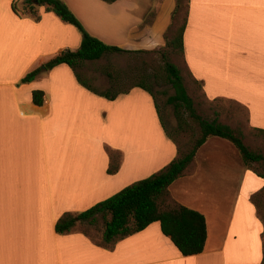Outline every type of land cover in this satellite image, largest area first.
<instances>
[{"label":"crops","instance_id":"0c3cea01","mask_svg":"<svg viewBox=\"0 0 264 264\" xmlns=\"http://www.w3.org/2000/svg\"><path fill=\"white\" fill-rule=\"evenodd\" d=\"M62 1L92 36L132 52L166 44L176 7L175 0ZM26 2L0 0V264H263L264 171L217 136L170 185L174 199L206 219L202 253L184 256L159 222L113 249L56 232L64 213L86 211L160 171L178 149L143 89L109 100L68 65L42 69L77 50L82 34L44 6L38 21L18 14L14 5ZM183 59L207 100L237 103L249 127L264 130V0H188ZM38 68L34 81L22 82ZM36 90L45 93L41 106ZM110 151L121 156L115 174Z\"/></svg>","mask_w":264,"mask_h":264},{"label":"trees","instance_id":"16d2710c","mask_svg":"<svg viewBox=\"0 0 264 264\" xmlns=\"http://www.w3.org/2000/svg\"><path fill=\"white\" fill-rule=\"evenodd\" d=\"M114 3L119 0H105ZM172 19L187 8L188 0H175ZM44 6L46 12H53L62 21L78 28L82 34V42L77 50L66 49L47 62L44 66L51 70L59 65H68L76 72L79 82L91 92L109 100H115L134 88H141L154 99L152 91L142 83H137L129 89H111L98 92L86 83H83L77 72L80 65L88 61L102 59L113 53H139L144 51H129L118 46L108 45L99 38L86 31L81 21L62 0H27L20 9L14 5V10L20 15H28L41 19L38 7ZM172 25L166 34L170 33ZM186 28V15L184 23L176 30L171 39H167V47L173 52L184 55V33ZM163 71L165 80L174 89V94L168 97L167 103L173 106L174 114L178 120L177 136L190 134L195 138L190 143H184L176 136L169 137L178 149L177 157L160 171L139 180L112 197L99 202L90 209L80 213H64L56 223V232L68 235L79 232L89 237L96 245L113 249L121 240L138 233L154 222H159L164 235L169 237L184 256L200 254L204 251L207 240V224L203 214L179 203L170 192V185L180 177L188 175L194 164L195 156L200 147L213 136L230 140L240 151L247 166L258 164L264 169V155L257 153L243 141L240 130L215 120H207L199 113L194 98L189 94L186 85L184 70L169 60L168 54L163 53ZM41 73L38 68L28 73L23 83L34 81ZM195 81V80H194ZM196 82V81H195ZM198 83V82H196ZM36 105L41 106L45 100V93L36 90L32 94ZM195 127V128H194ZM264 133V130H258ZM120 153L110 151L109 174H115L120 168ZM264 177V172L259 173ZM264 264V263H263Z\"/></svg>","mask_w":264,"mask_h":264},{"label":"rangeland","instance_id":"374dc122","mask_svg":"<svg viewBox=\"0 0 264 264\" xmlns=\"http://www.w3.org/2000/svg\"><path fill=\"white\" fill-rule=\"evenodd\" d=\"M186 2L187 0H185ZM185 15L186 7L173 20V26L167 39H171L176 30L184 23ZM167 39L166 44L159 49L139 53L107 54L100 60L84 62L78 68V73L83 83L98 92L111 89L125 90L137 83H142L154 94L169 133L184 143H190L194 140L195 135L190 139V134L177 136L178 120L174 114L173 106L167 103L168 97L174 94V89L167 83L164 76L163 53H166L170 61L184 70L186 85L189 94L195 100L198 113L207 120L217 119L219 122L230 125L233 129L240 130L245 145L264 155V133L254 131L249 127L246 109L228 100L219 99L213 102L207 100L200 84L188 75L183 57L177 51L172 53L171 49L167 47ZM255 165L256 168H259L258 164ZM259 170L264 171V169L261 170V167ZM262 218L264 219V212Z\"/></svg>","mask_w":264,"mask_h":264},{"label":"water","instance_id":"95a60500","mask_svg":"<svg viewBox=\"0 0 264 264\" xmlns=\"http://www.w3.org/2000/svg\"><path fill=\"white\" fill-rule=\"evenodd\" d=\"M36 2H37V0H36ZM42 69H45V66H44V68H42Z\"/></svg>","mask_w":264,"mask_h":264}]
</instances>
